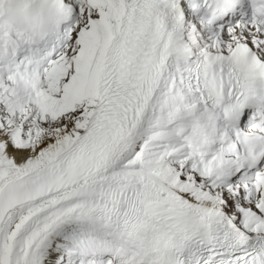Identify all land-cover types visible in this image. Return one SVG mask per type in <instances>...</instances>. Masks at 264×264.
<instances>
[{
    "label": "snow or ice",
    "instance_id": "snow-or-ice-1",
    "mask_svg": "<svg viewBox=\"0 0 264 264\" xmlns=\"http://www.w3.org/2000/svg\"><path fill=\"white\" fill-rule=\"evenodd\" d=\"M0 264H264V0H0Z\"/></svg>",
    "mask_w": 264,
    "mask_h": 264
}]
</instances>
